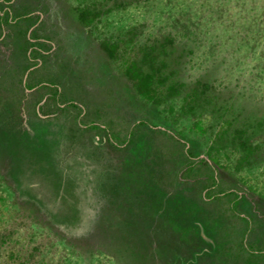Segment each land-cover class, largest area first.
<instances>
[{
  "label": "rangeland",
  "instance_id": "1",
  "mask_svg": "<svg viewBox=\"0 0 264 264\" xmlns=\"http://www.w3.org/2000/svg\"><path fill=\"white\" fill-rule=\"evenodd\" d=\"M53 1L61 17L50 21L47 30L58 47L49 52L45 45L47 53L38 57L35 78L41 84L26 88L24 116L11 120L8 116L5 124L0 119V264H124L115 228L101 234L88 225L66 227L19 192L13 177L12 142L16 139L34 145L45 156L41 171L49 180L54 178L52 165H72L89 175L104 166L107 188L119 177L120 194L106 193L109 215L116 212V199L129 206L122 214L132 210L162 219L163 214L174 218L178 213L176 201L167 198L166 190H173L175 174L184 166L180 148L145 126L136 133L139 143L111 147L107 141L111 119L122 137L130 125L143 119L186 136L195 144L198 157L207 158L210 150L216 153L220 183L245 196L244 217L231 225L230 251L240 258L247 254L241 241L246 230L248 242L264 251V155L253 167L233 165L240 136L256 142L264 139V0H141L105 14L113 2L108 0L96 25L80 21L77 8L105 1ZM191 36L197 45L191 55L186 54L189 59L182 78L193 81L200 67H208L215 79L211 86H195L198 98L189 97L184 110L178 101L171 112L163 101L154 103L139 94L126 65L130 58L141 56L144 46L167 38L166 48L176 49ZM111 38L117 46L112 51ZM168 87L158 86L164 92ZM55 88L59 90L56 101ZM42 103L44 109L39 107ZM152 170L156 175L149 178ZM151 179L163 182L164 190ZM187 228L184 222L172 221L170 232ZM159 246L169 264H233L231 256L219 258V251L211 248L195 257L199 242L186 238L171 243L170 236Z\"/></svg>",
  "mask_w": 264,
  "mask_h": 264
},
{
  "label": "trees",
  "instance_id": "2",
  "mask_svg": "<svg viewBox=\"0 0 264 264\" xmlns=\"http://www.w3.org/2000/svg\"><path fill=\"white\" fill-rule=\"evenodd\" d=\"M103 1L105 2L92 1L77 8L78 19L96 25L102 17V7L108 2V0ZM112 1L105 14L115 8L125 7L141 0ZM55 12H57V3L53 0H0V119L4 120L2 124L7 123L8 116L10 120L11 117L24 116L23 99L27 96L26 88L41 84L35 78L36 66L40 61L38 57L47 53L44 50L45 45L49 52L55 51L58 47V42L48 36L47 30L51 25L50 21L55 18L59 20L61 17V14ZM32 18L33 22H31ZM195 38V36L187 37L186 42L178 44L176 49L171 50L166 48L167 38H165L151 47L144 46L140 50L141 56L129 59L126 74L134 80L136 89L142 97L154 103L163 101L171 112L175 110V104L181 101L180 109L184 110L189 97L192 101L198 98V89L195 86L213 84L214 71L208 67H200L193 81H185L182 78V73L185 71L184 64L189 59L186 58V54L191 55L197 45ZM108 46L111 51L117 47L112 38ZM181 50L187 51L183 54ZM161 84L169 86L166 92L158 88ZM179 86L194 87L187 90ZM53 93V99L56 101L59 90L55 88ZM44 106L45 104L42 103L39 107L44 109ZM190 107L193 108L190 110V116L194 120L195 105L192 104ZM113 121L111 119L107 125L110 127L107 141L111 147L129 148L139 143L140 141L136 140V133L145 126L150 131L164 134L174 141L175 148H180V158L183 159L184 166L175 174L173 190H166L167 198L176 201L175 210L178 213L174 218L163 214L162 219H155L148 213L142 215L132 210L128 214H122L129 206L119 199L115 200L119 203L115 205L116 212L109 215L106 193L116 197L120 194L117 174L115 175L118 177L117 182L107 188L108 178L104 166L90 175L87 173L84 175L80 173V169L72 165L64 167L52 165L51 174L54 178L49 180L45 177V170L41 171L45 156L36 150L37 147L34 145L16 139L12 142L13 170H15L13 177L18 183L19 192L38 203L66 227L77 229L88 225L101 234H107L109 227L115 228V236L122 242L121 253L124 264H169L159 243L166 244L170 236L171 243L172 239L180 241L182 238L199 242L200 249L193 253L195 257L202 251H210L211 248V251L212 249L219 251V258L231 256L233 264H264V251L257 250L252 242H248L247 230L241 240L243 250H248L247 254H243L240 258L230 251L232 246L229 241L233 239L231 225L236 218L244 217L241 213L245 196L235 187L220 183L217 169L219 158L216 153L210 150L207 158L198 157L194 153L195 144H192L186 136L170 131L167 126L149 124L143 119L130 125L127 135L122 137L115 130ZM78 129L81 130L79 126ZM235 148L238 152L233 164L236 165V169L253 167L264 155V139L256 142L251 137L240 136ZM19 166L20 170L16 171ZM150 172L152 173L149 178L156 175L154 170ZM163 172L165 171L162 170L160 178H163ZM151 182L155 183L158 189L164 190L163 182L152 179ZM133 208L137 210L138 206L135 204ZM119 210L122 211L120 214ZM172 221L178 225L184 222L186 226L188 225L187 231L176 230L171 233ZM163 251L166 252V249Z\"/></svg>",
  "mask_w": 264,
  "mask_h": 264
}]
</instances>
